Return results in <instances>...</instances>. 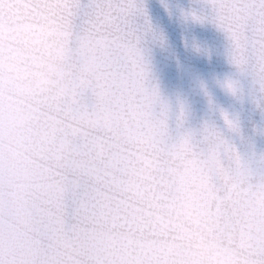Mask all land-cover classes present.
Instances as JSON below:
<instances>
[{"label": "snow or ice", "instance_id": "snow-or-ice-1", "mask_svg": "<svg viewBox=\"0 0 264 264\" xmlns=\"http://www.w3.org/2000/svg\"><path fill=\"white\" fill-rule=\"evenodd\" d=\"M205 3L229 62L264 93V0ZM13 20L55 35L64 64L50 89L26 93L5 60L38 58L0 40V264H199L171 256L163 234L177 175L197 190L221 264H264V156L251 168L207 123L170 136L147 84L142 0H0V29Z\"/></svg>", "mask_w": 264, "mask_h": 264}, {"label": "water", "instance_id": "water-1", "mask_svg": "<svg viewBox=\"0 0 264 264\" xmlns=\"http://www.w3.org/2000/svg\"><path fill=\"white\" fill-rule=\"evenodd\" d=\"M151 33L141 41L148 69L147 84L154 86L167 105L172 138L187 131L199 133L205 123L214 126L240 155L256 169L264 156V93L250 75L241 74L229 62L230 41L214 23L205 0H142ZM193 15L204 17L201 22ZM15 31L19 22H10ZM20 81L26 69L9 66ZM48 66L43 91L53 86L59 73ZM232 82L235 94L226 84ZM181 110L183 116L181 118ZM221 113L234 122L229 129Z\"/></svg>", "mask_w": 264, "mask_h": 264}, {"label": "clouds", "instance_id": "clouds-1", "mask_svg": "<svg viewBox=\"0 0 264 264\" xmlns=\"http://www.w3.org/2000/svg\"><path fill=\"white\" fill-rule=\"evenodd\" d=\"M10 28L11 24L6 22L4 28L0 29V40L5 43L13 42L17 46L27 42L38 59L30 66L19 59L7 58L6 66L27 70L28 75L20 80L26 93L44 92L46 85L43 81L50 78L48 66L61 69L64 64L57 38L38 30H26L17 26L15 31H9ZM196 191L193 184L177 175L167 199L159 209L169 253L173 257L182 253L185 261H197L199 264H221L222 255L211 232L204 225Z\"/></svg>", "mask_w": 264, "mask_h": 264}]
</instances>
